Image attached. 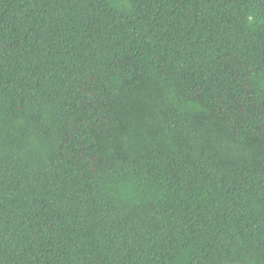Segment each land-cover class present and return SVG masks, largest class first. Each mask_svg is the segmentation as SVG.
I'll return each instance as SVG.
<instances>
[{"label":"trees","instance_id":"16d2710c","mask_svg":"<svg viewBox=\"0 0 264 264\" xmlns=\"http://www.w3.org/2000/svg\"><path fill=\"white\" fill-rule=\"evenodd\" d=\"M0 264H264V0H0Z\"/></svg>","mask_w":264,"mask_h":264}]
</instances>
